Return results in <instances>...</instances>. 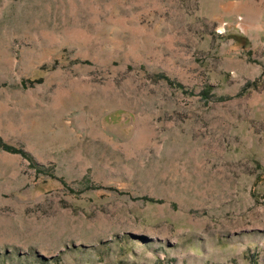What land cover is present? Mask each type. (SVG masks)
<instances>
[{
	"label": "rangeland",
	"instance_id": "rangeland-1",
	"mask_svg": "<svg viewBox=\"0 0 264 264\" xmlns=\"http://www.w3.org/2000/svg\"><path fill=\"white\" fill-rule=\"evenodd\" d=\"M0 264H264V0H0Z\"/></svg>",
	"mask_w": 264,
	"mask_h": 264
}]
</instances>
